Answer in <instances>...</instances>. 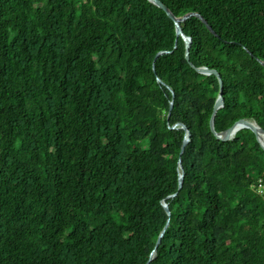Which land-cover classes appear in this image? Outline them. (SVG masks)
<instances>
[{"label": "trees", "instance_id": "16d2710c", "mask_svg": "<svg viewBox=\"0 0 264 264\" xmlns=\"http://www.w3.org/2000/svg\"><path fill=\"white\" fill-rule=\"evenodd\" d=\"M160 1L190 61L150 0H0V264H146L168 221L149 264H264V149L210 126L264 128V0Z\"/></svg>", "mask_w": 264, "mask_h": 264}, {"label": "water", "instance_id": "95a60500", "mask_svg": "<svg viewBox=\"0 0 264 264\" xmlns=\"http://www.w3.org/2000/svg\"><path fill=\"white\" fill-rule=\"evenodd\" d=\"M151 2L155 3L156 5L160 6L161 8H163L166 13L168 14V16L174 21V24H175V27H176V34H177V37L181 36L184 40V43H185V55H186V59L188 61H190V48H191V44H192V37L191 36H188L182 26H181V22L186 20L187 18H189L190 16H197L199 17L200 19H202V21H204L208 28L214 33L215 31L213 30V28L211 27V25H209L206 21L205 18L202 17V15L200 13H197V12H190V13H187L183 16H176L172 11L171 9H169L162 1L160 0H150ZM177 46V41H176V44H175V47ZM167 51H160L157 55L159 56L160 54H163ZM262 64H264V62H261ZM197 71L201 72V73H206V74H210V73H214L216 75L219 76V73L213 69H210L208 68L207 66H201V67H196ZM158 81H162L160 78H158ZM220 87H221V90H222V87H223V83H222V80L220 79ZM174 95V93H173ZM224 104L223 102V96H222V93L220 92L216 102H215V105H214V108H213V113H212V116H211V120H210V126H211V129L212 131L216 134V136L220 139H223V140H231L233 139L235 133L241 129V128H250L256 135L258 141L260 142L262 148L264 149V144L261 140V135L260 134H263L264 135V128L261 127L257 121L255 120H252V119H248V118H241L239 120H237L233 125H231L229 128H227L226 130L224 131H221V132H217L214 128V117H215V114L217 112V110L222 107ZM172 107H173V101H171V105H170V110H169V114H168V117L170 116L171 114V110H172ZM177 125V124H176ZM176 125H173L172 127H175ZM180 127L184 128L187 130V133H186V136H185V139H184V142L182 144V148H181V151H180V156H179V161H178V164H179V168L181 169L180 171V174H179V188L182 187L183 185V181H184V171H183V168H182V159H181V156L185 150V146L186 144L189 142L190 140V133L186 127V125L184 124H180ZM175 194H173L172 196H175ZM163 206L165 208V210L167 211V213L170 215L171 211H170V208H169V204L167 202H164L163 203ZM169 225V221L166 223L165 227L163 228L162 232L160 233L158 239H157V242L155 244V248L153 249L152 253H151V256H150V259L148 260V262L146 264H149L150 261L155 257V253H156V248L158 247V245L160 244L161 240H162V237L165 233V230L166 228L168 227Z\"/></svg>", "mask_w": 264, "mask_h": 264}, {"label": "built area", "instance_id": "2783aa9c", "mask_svg": "<svg viewBox=\"0 0 264 264\" xmlns=\"http://www.w3.org/2000/svg\"><path fill=\"white\" fill-rule=\"evenodd\" d=\"M259 189L261 192L264 190V182L262 181L259 182Z\"/></svg>", "mask_w": 264, "mask_h": 264}, {"label": "bare ground", "instance_id": "6f19581e", "mask_svg": "<svg viewBox=\"0 0 264 264\" xmlns=\"http://www.w3.org/2000/svg\"><path fill=\"white\" fill-rule=\"evenodd\" d=\"M260 135H261V140H262V142L264 144V135L263 134H260Z\"/></svg>", "mask_w": 264, "mask_h": 264}]
</instances>
